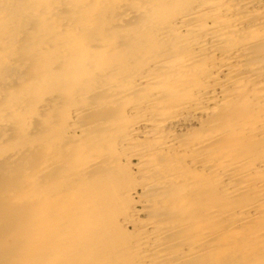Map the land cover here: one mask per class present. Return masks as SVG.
I'll return each instance as SVG.
<instances>
[{"label": "bare ground", "instance_id": "1", "mask_svg": "<svg viewBox=\"0 0 264 264\" xmlns=\"http://www.w3.org/2000/svg\"><path fill=\"white\" fill-rule=\"evenodd\" d=\"M142 58L146 63L135 67L128 77V66ZM20 63L30 66L27 89L52 75L55 67L63 72L53 77L54 89L50 94L44 91V101L23 100L13 92L0 105V128L7 121L5 126L13 127L18 139L25 138L34 120L42 117L48 149L64 137L78 141L80 149L107 145L117 150L121 155L117 168L142 180L138 201L136 188L124 189L116 196L124 211L116 220L120 228L133 225L137 229V204L143 210L171 208L169 191L178 192L180 175L169 172L175 165L168 160L169 155L184 157L202 145L179 143L169 128L172 123L208 106L222 107L223 117L227 115L221 120L231 140L225 147L242 145L243 141L256 143L260 155L235 161L183 159L196 174L193 185L197 190L221 200L220 204L229 203L239 193L250 196V202L231 210L205 207L200 217L213 231L199 234L182 248L166 244L164 238L172 231L168 226L154 219L145 221L125 248L130 257L125 258L126 264H182L188 260L216 264L213 256L236 254L241 240L246 248L257 250L259 257L252 261L248 257L238 264H264V227L250 233L243 228L249 223H264V0H0V74L8 70L13 73ZM101 65L104 69L98 67ZM135 94L138 99H134ZM251 109L258 113L252 114L253 119L247 116ZM62 110L67 118L61 129ZM100 111L104 117L82 123L87 114ZM119 113L125 119V114L129 116V121L118 122L121 127L116 124L113 134L111 126ZM61 117L65 118L64 114ZM89 129L95 130V135H87ZM139 137L150 145L146 143L148 147L142 149L146 141ZM132 159L138 162L134 167ZM6 163L0 162L2 170L11 168ZM16 163L11 165L15 169L20 167ZM107 164V160L83 163L63 173L60 182L56 181L59 177L46 178L53 165L29 167L28 173L22 169L18 179L13 177L6 183L11 188L0 186V226L13 224L20 234L31 233L39 196L47 199L66 185L71 186L63 195L67 206H72L68 218L98 213L95 196L103 178L99 170L106 169ZM252 174L259 177L258 181H251ZM40 179L47 180L43 190L38 189ZM90 194L93 200H88ZM16 247L6 253L10 261L0 258L1 264L37 263L34 248L18 256ZM120 257L118 254L116 258Z\"/></svg>", "mask_w": 264, "mask_h": 264}, {"label": "rangeland", "instance_id": "2", "mask_svg": "<svg viewBox=\"0 0 264 264\" xmlns=\"http://www.w3.org/2000/svg\"><path fill=\"white\" fill-rule=\"evenodd\" d=\"M146 58H142L144 60H137L135 63L130 64V66H128L130 70L128 69L127 72H125L127 76L130 77L132 75L131 73H133V71L136 69L135 67H139L140 64H143ZM111 61L113 60H110L109 62L111 63ZM92 62L95 63L94 60H92ZM102 66L105 65H101L98 67L100 68ZM29 67V64L20 63L17 68L15 67L16 69H14L13 73L8 70L9 72L7 71L3 75L0 74V105L1 103L7 102L9 100V96L12 95L13 92H15V94L16 92H18V96L22 97L23 100L34 102L44 101L47 98L46 96H43L45 94L44 91L50 94L52 89H54L52 88L53 77L63 72L59 68L55 67V72L52 75H50L48 78H41V80L38 79L36 82L32 83V87H30V89H27L25 85L26 82H28V80L30 79ZM6 68L12 69L14 67L7 66ZM102 69L104 68L102 67ZM55 82H57V80ZM1 91H3V93H1ZM14 96L16 97V95ZM134 96V99H138L139 97L138 94H135ZM95 101L96 100H93V102ZM208 108L210 109L208 110ZM119 110L123 113L126 112V110L123 111V109L121 108ZM119 110L116 112V114L120 112ZM103 112L104 111L87 114L83 118L82 123H90L91 121H94L96 117L101 119L100 117L105 116ZM62 113L64 114L65 118L61 117L63 114L60 115L58 113V116L60 115L59 121H62L63 119L62 123L60 122V126L65 123L67 118V114L64 111ZM222 114H224V112L222 111V107L215 108L214 106H208L196 113L194 112V115L187 114L181 117L180 119H178V122L176 120L174 123H172V126L169 127L171 128L170 130L175 133L177 141L179 143L184 145L201 143L202 145L199 149L195 150L197 152H192L193 154L188 153V155L184 157L181 156V154L175 153L173 155L170 154L171 156L169 155L168 160L175 164L174 168L169 172L174 174L176 177L177 175H180L178 176V189L180 190V192L179 190V193L177 191H174L175 193L171 190L169 191L171 192V195H173L171 196L169 194L168 200L171 201V208L168 209L159 208L157 209V211H155L156 209L152 211L150 210V207H147V209L143 210V208L139 206V204H137L135 206V210L137 211L135 220H138V223L136 221V223L138 224L137 229L140 227L139 225H141V223L145 221H160L163 223V225L168 226L172 230L171 233H169L166 238H164L166 244L168 243V246L170 244V247L182 248L189 245L192 242V239L196 238L199 234L207 232L210 233L213 231V229H210L207 224L204 225L205 223H202L204 221L200 217V213H203L204 209H206L207 207H213L215 205L216 207H221V209L225 208L224 210H229V208L231 210L239 205H244L247 204V202H250V196L248 197L246 193H239L234 198H230L229 203H222L225 206L227 205V203L229 205H227L226 207L221 206V200L212 198L211 195L205 193L204 190H197L198 186L195 187V185H193L197 179L196 174L190 171L186 163L187 160H184L185 158L190 159L196 157V160L203 162H212L215 159L217 160V158H225L229 161H235L244 158H256L260 155V151L257 147L258 144L256 143L253 144L243 141L244 143L242 145L225 147L228 146V143L231 142V140L229 139L228 132L226 131V129H224L225 125L223 118L227 114L224 115V117ZM252 114H255L257 116L258 113L256 109H251V112H249L248 115H245L253 119L255 117L252 116ZM37 115L38 114H36L35 117ZM125 117L126 119L121 116L120 113L118 116H116L114 124L111 126V133L116 132V124L119 125V123L122 124V122L124 123V121L127 123L126 120L129 121V116L125 114ZM221 117H223L222 120ZM54 120L56 121V119ZM6 123L8 124V122L6 121L5 124L3 123L4 126L0 128V162L7 161L5 166H9L11 168L6 170L8 173L0 168V170L3 171V173L0 171V186L3 184L2 188H11L9 186L10 184L6 183H10L11 181H13V177L15 178V180L18 179V176L21 175V173L19 174V172L22 169L23 172L28 173L27 169L33 166L37 169L41 166H47V164L53 165L54 169H51L52 172L51 170L50 172L48 171L49 173H47L48 175H46V178L48 180H55L59 177V179L56 180H59V182L61 181V179H63V173L68 172L71 169H74L86 162L91 163L95 160H107L108 166L106 167V169L101 168L99 170V173L102 174L101 176H103V178L101 181V186L99 187L97 195L95 196L98 198L97 204H99L97 209L102 212L99 211L98 213L92 215L86 213L84 214V217L74 218L73 220L71 218H68L67 216H69V208H72V206L70 204V207L67 206V199L65 200L63 195L66 196L69 193L71 189L70 185L62 187L57 191L58 193L60 192L59 194H56L55 192L53 196H49L47 199L44 196L40 195L39 200L37 201L35 212V223H33L32 225L35 229L31 233L24 232L25 234H20L22 232L16 231L17 227H14L15 225L13 224H2V226H0V258L4 262L6 261V263H8L7 261L10 260L7 259L6 253L13 252L15 245L17 246L15 251L18 252V256L22 254L26 255L27 251H31L32 248H34L37 253L36 264H100L102 262H105V264H108L110 262V264H126L127 259L130 260V257L128 256V254H125V248L134 240L135 237H137V229H135L133 225L125 228H120L117 225L116 220L118 216H121L124 213V211L123 205L120 203V200L116 199V196L119 197V195L125 190L136 188V201H138L142 193V189L140 188L142 180H136L130 177L126 170L117 168L119 164L117 161H121V155L119 154V152H117V150L114 152L113 149L107 145H99L97 149H95L94 147H91L87 150L80 149L81 146L77 145L78 141L76 142L74 140L64 139V137L61 139L62 134L60 132L63 125L60 127L61 129L59 128L60 132H58L60 134V142L58 143V145H56V147L48 149L45 144L46 140H44V134L47 127L43 124L42 117L34 120L33 124L35 125L32 124V126L34 127L31 128V130L27 131L28 136L25 135L26 137L21 139H18L16 130L13 127L8 125L5 126ZM10 125L12 124L10 123ZM54 126L55 128H57L56 126L58 125ZM119 127L121 126L119 125L118 128ZM55 128L53 129L56 130ZM94 132L95 130L89 129L87 131V135L93 136L95 135ZM139 138L140 141H146L142 137ZM204 141H206V145L202 143ZM146 143L149 144L146 141L143 148L141 147L142 144H139V147H141L142 149L146 148ZM181 160H183V162ZM178 161L180 162L178 163ZM15 163L17 164L16 166L20 167H17L15 169L14 166H11ZM137 163V160H131L132 167L136 166ZM252 175V177H250L251 181H258L259 177L256 174ZM42 176H40V178H42ZM44 179H40L41 181L38 184L39 190H43V183L47 181ZM240 181L241 179L238 182ZM62 190L64 192H62ZM91 195L93 194H90L88 200H93V196ZM87 212L93 213L92 211ZM63 215L65 216L63 217ZM23 226H28V224L21 225L19 226V228H22ZM8 227L13 228L7 229ZM244 227L246 229H249V231L247 232L250 233V231H254V228L255 230H258L260 229V227H264V223H249L246 226H243V228ZM244 242V240L237 242L239 250L235 252L236 254L231 255L228 258L227 256L222 257L219 255H215L212 259L216 264H219V262L220 264H238L242 259V262L246 261L245 258L247 259L248 257L250 261H252L253 258L258 259V251L252 248H246L245 245H243ZM240 245L242 246L240 247ZM118 254L121 255L120 258H116ZM8 258L10 259V257ZM12 258L13 257H11V261L14 260ZM13 262L14 261H12L11 263ZM194 262L196 261L188 260L186 262H183L182 264H193Z\"/></svg>", "mask_w": 264, "mask_h": 264}]
</instances>
